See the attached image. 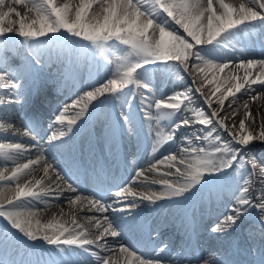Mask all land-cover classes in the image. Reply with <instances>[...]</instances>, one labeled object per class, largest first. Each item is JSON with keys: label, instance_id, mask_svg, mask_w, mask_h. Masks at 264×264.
<instances>
[{"label": "snow or ice", "instance_id": "6c2138e0", "mask_svg": "<svg viewBox=\"0 0 264 264\" xmlns=\"http://www.w3.org/2000/svg\"><path fill=\"white\" fill-rule=\"evenodd\" d=\"M216 4L218 7L214 0H79L78 3L0 0V110L7 111L20 103L25 93L31 92L32 82L48 66L54 51L64 53L63 60L59 54L56 59L67 62L63 70L67 78L78 71L81 57L90 58L110 73L102 83L90 84L57 111L51 125L56 130L51 133L40 136L38 122L24 121L23 135L30 136L33 145L0 142V164L3 165L0 170V264H26L18 258L19 248L26 242L36 241L57 248L67 246L78 257L73 261L49 260L45 264H121V260L122 264H175L166 244L153 247L145 256L116 238L124 240L129 233L139 232L146 235L147 241L152 240L154 230L145 233L146 222L134 211L142 203L168 200L178 206L206 192H215L218 198L227 191L233 194L228 213L211 226L212 232L221 234L234 229L249 209L258 210L259 219L264 222V187L253 195L250 186L257 168L260 183L264 185V167L253 155L241 157V152L250 153L254 142L264 143V122L253 129L247 123L253 119L250 111L245 112L238 124L234 120L226 123L237 114L236 110L221 116L225 101L235 98L242 90L254 93L249 97L252 101L264 96V58L236 61L235 72L221 77L231 67L224 56L235 50L232 42L236 36L257 27L264 28V0H248L238 6L216 0ZM94 8L96 11L89 18V11ZM17 45L24 48L27 63L23 69L13 68L5 55ZM110 65H115V69L109 68ZM147 65H157L177 79H183L180 74L187 73L191 83L183 91L152 102L150 84L142 82L149 71ZM257 84L262 86L259 92L252 87ZM206 87L208 92L204 91ZM136 89H143L140 103L145 118L151 119L149 109L155 108L156 119L167 122L156 132L153 151L165 143H171L172 150L150 161L146 169H134L132 178L126 182L107 188L101 183L91 193L81 192L71 182L80 167L72 155L75 132L80 130L75 128L76 124L88 115L90 106L95 112L109 98L114 101L128 97V111L114 115L106 128V140L115 147L125 132L138 135L131 103ZM197 98L206 104L209 112L191 107ZM214 103L218 106L216 109L212 107ZM235 103V99L229 101V108ZM243 107L247 109L248 105L245 103ZM188 109L191 116L172 119L174 114ZM70 111L74 115L69 116ZM14 127L0 123V132ZM164 128L169 131L165 132ZM181 129L190 131L177 137ZM221 131L229 138L225 139ZM41 140L45 141L44 145ZM32 146L39 149V154L25 159ZM238 159L253 169L241 180L235 177ZM57 160L64 164L63 168ZM9 163L13 167L6 174ZM161 166L167 171L161 172ZM37 170L43 172L39 179L34 176ZM145 172L157 173L159 178L149 179ZM137 180L144 191L133 190L132 184ZM57 182L65 187L61 188ZM152 185H159L160 189L153 191ZM7 190L13 195L7 196ZM65 192L75 195L64 197ZM62 198L70 206L86 201L89 211L110 213L87 218L95 221L94 239L74 216L70 227L55 218L47 224L36 219L38 204L48 207L51 201ZM109 237L112 239L108 240ZM76 249L87 256L80 259ZM203 264L214 262L209 258ZM258 264H264V248L260 249Z\"/></svg>", "mask_w": 264, "mask_h": 264}, {"label": "bare ground", "instance_id": "6f19581e", "mask_svg": "<svg viewBox=\"0 0 264 264\" xmlns=\"http://www.w3.org/2000/svg\"><path fill=\"white\" fill-rule=\"evenodd\" d=\"M58 2H69V0H58ZM71 2H72V3H78L79 0H71ZM225 2H226V3H229V4L233 5V6H238L240 3H246V2H248V0H225ZM214 5L218 7V4H216V0H214ZM19 10H20V11H24V9H22V8H20ZM95 11H96L95 8L89 11V18L92 17V15L94 14ZM13 18L15 19V17H13ZM18 46H19V45H17V47H16L14 50H18V51H20V50L23 48V47H19V48H18ZM237 59L239 60L240 57L237 58ZM239 74L242 75L243 72H240ZM221 77L223 78V77H224V74H221ZM209 87H210V86H209ZM205 91L208 92V88H206ZM141 92H142V91H141ZM230 99L232 100V99H234V98H233V97H230ZM96 102L98 103V101H96ZM96 102H94V103H96ZM245 103L248 105V108H247V109H245V108L243 107V105H244ZM212 107H213L214 109H216L218 106L214 103V105H213ZM91 108H92V107H90V109H91ZM224 108H225L224 111L221 112V116H223L225 113H230V112H232L233 110H236V111H237V114L233 117L232 120H228V121H226V123H228V124H231V123L233 122V120L238 124V122H239L241 119H243L244 114H245L246 111H250V112L252 113V118H253V119L250 120V121H248L247 123L251 124V126H252L254 129H258L260 123H261V122H264V96H261L260 99H257V100H255V101H252V100L242 101V102H240V103H237V104L231 106V108H229V107H225V106H224ZM70 113H71L72 115H74V113H73L72 111H70ZM50 117L52 118V115H50ZM89 117H90V115L88 114V115H86L85 117H83V118L81 119V121L84 122V124H85V121H87V123L85 124V127H87V125H88V119H89ZM253 120H254V122H253ZM100 121H101L100 115L97 114V115H96V122H95V124H99ZM162 122H163L164 124L167 123V122H164V121H162ZM194 127H197V126H194ZM164 131L166 132V129H164ZM189 131H190V130H188V131H184V132H185V133H188ZM47 134H49V132H48ZM140 140H141V139H140ZM126 142H127V144H130V143H131V144H134V141H132V140H127ZM33 143H34V142L31 141V142H29L28 144L33 145ZM38 154H39L38 149H37L36 147L32 146V147L30 148L29 152L25 155V159H28V158H35V156L38 155ZM262 154H263V155H262ZM257 156H258V157H262V159H263V161H264V150H263L262 153L257 154ZM56 163L61 167V164H60V161H59V160H57ZM147 167H148V165L145 167V169H146ZM61 168H62V167H61ZM34 174H35V178H37V179H39L41 176H43V172L40 171V170H37ZM50 175H53V174L50 173ZM145 175H146L149 179H153V175H157V173L145 172ZM53 178H54V177H53ZM141 179H142V178H141ZM57 183H60V182H57ZM53 187H55V185H53ZM60 187H61V188H64L65 185H64L63 183H60ZM133 187L135 188V191H140V192H142V191L145 190L144 187L140 186V182H139V180H137V182L134 184ZM261 187H264V185H262V184L260 183V180H259V181L256 183V189H257V192L260 190ZM151 190L156 191L155 189H152V187H151ZM5 194H6L7 196H9V194H8L7 192H5ZM254 194H255V192H254ZM10 196H11V195H10ZM63 196H64V197H67V196H74V194H73V193H70V192H65V193H63ZM56 203H59V204L62 206V208H63V210H64L65 212H70V211H72V210L74 209V207H76L77 205L85 204L84 209H82L81 211L78 212V214H79L78 217H79V218L81 217V218H83V219H85L86 217H91V216L102 217V216L105 215V214H103V213H98V212H95V211H89V210H88L87 202L84 203V201H81V202L77 203L76 205H71V206H70V205L66 202V200L62 198L61 200L56 201ZM144 203H147V202H144ZM54 204H55V201H51V202H50V205H49L48 207H53ZM65 212H64V213H65ZM64 213H63V214H64ZM63 214H62V211H53V212L50 213V215H49V217H48L47 220H45V221H41V220H39V221H40L41 224H47V223H49V222H52V221H53V218H55L56 220H59L61 223H64V221H63V220H64V219H63ZM109 214H110V213H107V215H109ZM36 219H38V218L36 217ZM76 221H77V220H76ZM85 224L92 226L93 231H94V232L96 231V229H95V227H94V224H95V221H94V220L89 221V219H88V221H86ZM111 239H112V238H110V237L108 238V240H111ZM116 239H117L120 243H124V242H125V239H124V240H121V239H118V238H116ZM149 254H150V253H144L145 256H147V255H149ZM172 261H174L175 264H198V262H196V261L180 260L179 258L174 259V260H172ZM199 264H200V263H199Z\"/></svg>", "mask_w": 264, "mask_h": 264}]
</instances>
